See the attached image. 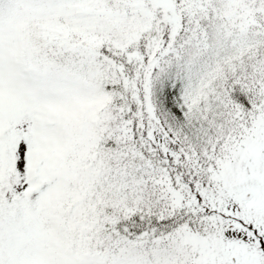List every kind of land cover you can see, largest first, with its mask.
<instances>
[{"label": "snow or ice", "instance_id": "snow-or-ice-1", "mask_svg": "<svg viewBox=\"0 0 264 264\" xmlns=\"http://www.w3.org/2000/svg\"><path fill=\"white\" fill-rule=\"evenodd\" d=\"M0 264H264V0H0Z\"/></svg>", "mask_w": 264, "mask_h": 264}]
</instances>
